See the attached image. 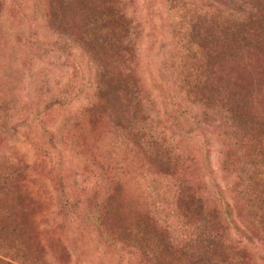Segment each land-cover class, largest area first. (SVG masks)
Here are the masks:
<instances>
[{
  "label": "rangeland",
  "instance_id": "1",
  "mask_svg": "<svg viewBox=\"0 0 264 264\" xmlns=\"http://www.w3.org/2000/svg\"><path fill=\"white\" fill-rule=\"evenodd\" d=\"M220 2L222 12L204 0H0V162L13 173L0 255L61 263L60 242L68 264H264V0ZM62 20L82 22L99 57L129 58L155 107L128 105L123 87L103 108L92 90L69 106L53 100L42 120L57 136L45 140L44 102L71 88L75 63H92L58 51ZM219 89L251 108L239 147L193 103Z\"/></svg>",
  "mask_w": 264,
  "mask_h": 264
},
{
  "label": "trees",
  "instance_id": "2",
  "mask_svg": "<svg viewBox=\"0 0 264 264\" xmlns=\"http://www.w3.org/2000/svg\"><path fill=\"white\" fill-rule=\"evenodd\" d=\"M206 8L210 11L216 10L218 12H222L225 10V4H222L220 0H204ZM77 17V16H76ZM58 24V25H57ZM57 24L53 25V29L59 32V35L62 36V39H58L57 46L58 51L65 52L66 55L69 57H74L76 53L81 55V59L83 60L84 57L91 58L92 63L91 66L82 68V64L78 62L72 66V81L69 82L71 88H64L63 91L59 90L54 95L50 96L46 99V102L43 104V111L40 115L39 124L42 126L41 134L45 137V140L49 141V143L53 144L55 139V132L50 128L51 126L46 125V123L42 120V115H50L53 112V107L55 103L53 100H59V107L69 106L74 103V101H79L80 99H84L86 91L92 90L95 106L99 108H103L105 106V92L111 91L117 96L120 92H122V87L126 92L129 94L128 105L130 102H135L144 105H149L155 107V103L153 98L147 92V89L144 85L140 84L136 78V68L132 66L129 58L127 60L123 59L120 60L115 56H111L109 58L99 57L96 52L90 49L87 45L83 43V37H81L82 33V22H73V24L64 23L63 20L61 22H57ZM71 25V26H70ZM67 39L69 42L67 43ZM207 44L209 41L207 39L204 40ZM216 57V56H215ZM83 62V61H82ZM118 63L119 67L114 68V65ZM121 65V66H120ZM86 82V84H85ZM148 96V97H147ZM188 97L187 99H189ZM193 103H198L201 107H205L207 110H203L202 112L208 114V111H213L216 113L222 121H218V124L214 127L218 130L219 135L224 134V130H227L230 133V140L234 142L235 146L244 145V139L248 136L251 123L247 120V113L251 111L248 102L244 99L241 93L230 95L223 92L221 89L217 91V97L212 98L211 95H207L205 91L200 96V99L193 101ZM93 105V104H92ZM175 105H173L174 107ZM169 108V107H168ZM180 108H176L175 110L177 113H181ZM193 107V111L196 109ZM170 110V108H169ZM174 113L173 110H170ZM201 112V113H202ZM36 113V117L38 116V110H35L34 114ZM225 120V122H224ZM25 127H31V124H25ZM258 125L256 126V130L258 129ZM57 136V134H56ZM245 138H244V137ZM26 141L29 145L33 148L34 146L37 147L38 145L35 144L33 139L30 135L26 136ZM3 159V158H2ZM28 162V161H27ZM30 162V161H29ZM27 163L29 165L30 163ZM19 162L13 164L12 168L16 170V166ZM31 163L33 161L31 160ZM5 163L0 162V195L9 192L8 182L13 177V173H3V168H5ZM26 167V166H25ZM247 170V168H246ZM244 173L251 175V170H247ZM16 172V171H15ZM16 195H21L22 199L27 201L30 206H34L36 204V200L32 197V194L25 189L23 186H20L15 189ZM22 206V205H21ZM20 206V207H21ZM61 208V207H60ZM23 213L25 212V207L22 208ZM6 219V220H5ZM4 221H11L13 218L6 217ZM98 220V218H97ZM15 221V226L20 227L21 224ZM55 224V223H54ZM40 226L37 224V228ZM66 222L64 220H60L57 224L54 225V228L61 230L63 233L66 231ZM4 228H0L3 230ZM8 239V238H7ZM25 245L28 246V250L30 247L34 246L31 242V239L25 238ZM49 242L46 241V244ZM58 243V247L60 248L59 251L62 253L64 257V262L57 263L53 257L50 260H43L37 259L39 264H68V257L66 254L65 247ZM31 244V245H30ZM45 246L50 248L48 245ZM43 247V252L46 254V248ZM0 264H19L16 263L14 260L7 258L5 256L0 255ZM21 264V263H20ZM27 264H34L33 261L27 259Z\"/></svg>",
  "mask_w": 264,
  "mask_h": 264
}]
</instances>
